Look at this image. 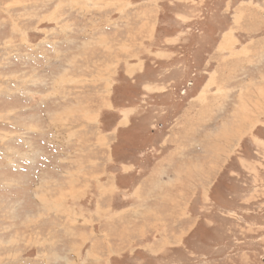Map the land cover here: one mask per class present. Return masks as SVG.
<instances>
[{"label": "rangeland", "instance_id": "obj_1", "mask_svg": "<svg viewBox=\"0 0 264 264\" xmlns=\"http://www.w3.org/2000/svg\"><path fill=\"white\" fill-rule=\"evenodd\" d=\"M263 52L264 0H0V264H264Z\"/></svg>", "mask_w": 264, "mask_h": 264}, {"label": "bare ground", "instance_id": "obj_2", "mask_svg": "<svg viewBox=\"0 0 264 264\" xmlns=\"http://www.w3.org/2000/svg\"><path fill=\"white\" fill-rule=\"evenodd\" d=\"M237 40V39H236ZM234 38H233V35H232V32H230V33H228V34H225L224 35V38H223V41H222V43H221V46H220V49L222 50V51H228V50H231V49H233V47H234V45H236L237 44V42L238 41H236ZM253 46V45H252ZM248 47V46H247ZM248 50V49H247ZM263 50V49H262ZM246 53H247V51H246ZM264 53V52H263ZM243 54V53H242ZM237 55V54H236ZM239 55V54H238ZM264 56V55H263ZM262 81V80H261ZM262 87V86H261ZM263 88V87H262ZM260 91V94H259V96H261L262 95V90H259ZM258 96V97H259ZM243 100V99H242ZM249 101V100H248ZM246 105H247V103H246ZM253 105V104H252ZM242 107V106H241ZM246 108H247V106H245ZM238 112V111H237ZM252 112V111H251ZM247 113H249V111H247ZM253 113H255V111H253ZM239 118H242L243 120L244 119H246V118H249V115H244V113H243V116L241 115V113L238 115H236V116H234V120H236L237 122V124H240V122H242L243 120H241L240 122H239ZM96 119V118H95ZM237 124H235L234 125V127H237ZM223 127V126H222ZM233 130V129H232ZM231 130V133H233L234 131H232ZM236 131H238V130H236ZM223 132V131H222ZM225 134V133H224ZM227 135V134H226ZM217 137H219V136H217ZM226 138V137H225ZM103 145V144H102ZM150 185V184H149ZM112 189H113V187H112ZM146 198H148V197H146ZM166 242H167V239H166Z\"/></svg>", "mask_w": 264, "mask_h": 264}]
</instances>
